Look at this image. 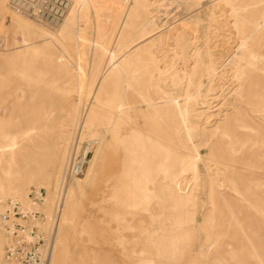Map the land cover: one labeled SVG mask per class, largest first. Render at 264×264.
Wrapping results in <instances>:
<instances>
[{
  "label": "rangeland",
  "instance_id": "rangeland-1",
  "mask_svg": "<svg viewBox=\"0 0 264 264\" xmlns=\"http://www.w3.org/2000/svg\"><path fill=\"white\" fill-rule=\"evenodd\" d=\"M6 2L0 217L44 189L46 264H264V0Z\"/></svg>",
  "mask_w": 264,
  "mask_h": 264
},
{
  "label": "built area",
  "instance_id": "built-area-1",
  "mask_svg": "<svg viewBox=\"0 0 264 264\" xmlns=\"http://www.w3.org/2000/svg\"><path fill=\"white\" fill-rule=\"evenodd\" d=\"M72 0H7L6 6L15 14H20L42 25H59L69 13ZM0 37V48L3 46ZM94 143L91 141L89 145ZM86 146L82 154H74L68 162L65 179L67 181L83 174L90 153ZM46 193L41 186L32 187L26 194L28 205L17 198H7L0 217V224L6 235L5 249L0 264H46L47 248L45 236L39 227L47 217L40 206L46 201ZM59 206V201L56 207Z\"/></svg>",
  "mask_w": 264,
  "mask_h": 264
},
{
  "label": "crops",
  "instance_id": "crops-1",
  "mask_svg": "<svg viewBox=\"0 0 264 264\" xmlns=\"http://www.w3.org/2000/svg\"><path fill=\"white\" fill-rule=\"evenodd\" d=\"M11 20V14L3 10V0H0V32L5 31Z\"/></svg>",
  "mask_w": 264,
  "mask_h": 264
},
{
  "label": "bare ground",
  "instance_id": "bare-ground-1",
  "mask_svg": "<svg viewBox=\"0 0 264 264\" xmlns=\"http://www.w3.org/2000/svg\"><path fill=\"white\" fill-rule=\"evenodd\" d=\"M51 249V248H50ZM52 251L49 253L51 255Z\"/></svg>",
  "mask_w": 264,
  "mask_h": 264
}]
</instances>
